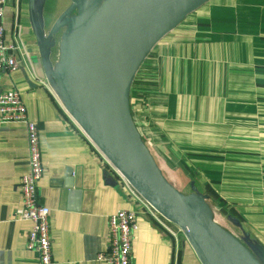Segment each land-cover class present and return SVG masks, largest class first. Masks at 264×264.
Segmentation results:
<instances>
[{"label": "crops", "instance_id": "obj_1", "mask_svg": "<svg viewBox=\"0 0 264 264\" xmlns=\"http://www.w3.org/2000/svg\"><path fill=\"white\" fill-rule=\"evenodd\" d=\"M47 1L43 11L49 12ZM25 2L17 0V10ZM15 4L6 0L3 7L8 32ZM21 25L29 51L23 39L31 34L28 22ZM32 50L35 58L37 45ZM15 59L13 70L0 71V91L17 90L38 126L44 168L37 200L49 207L47 264H105L95 257L108 244V215L120 208L138 212L132 264H201L183 234L170 233L127 189L37 64L32 71L19 53ZM145 101L158 146L146 143L167 179L223 204L235 232L264 246V0H206L188 13L153 45L133 77L131 111L143 110ZM26 170L24 124L0 123V264H40L37 252L25 247L29 221L15 217Z\"/></svg>", "mask_w": 264, "mask_h": 264}, {"label": "water", "instance_id": "obj_2", "mask_svg": "<svg viewBox=\"0 0 264 264\" xmlns=\"http://www.w3.org/2000/svg\"><path fill=\"white\" fill-rule=\"evenodd\" d=\"M205 1L104 0L99 5L100 0H69L46 32L45 0H26L28 26L38 49L31 61L107 160L179 227L201 264H264V246L245 231L240 240L221 224L207 195L194 186L183 192L167 179L131 113L130 86L141 62L164 34ZM93 11L85 21L84 12ZM104 175L116 182L110 173Z\"/></svg>", "mask_w": 264, "mask_h": 264}, {"label": "built area", "instance_id": "obj_3", "mask_svg": "<svg viewBox=\"0 0 264 264\" xmlns=\"http://www.w3.org/2000/svg\"><path fill=\"white\" fill-rule=\"evenodd\" d=\"M15 3L13 7L12 25L8 32L4 28L3 22V7L6 4V0H0V71H10L17 66L15 53H19L22 57L26 58L32 71H35L33 70L29 51L22 41L21 24L18 21L17 0H15ZM144 106L145 108L139 112L132 111L134 123L136 127L139 124L137 129L141 136V131L143 130H146L148 135L151 133L146 101ZM9 121H20L24 124L27 143V170L19 177L18 186L21 203L16 210L15 217L29 221V228L25 237V247L37 252L40 264H47L51 261L49 207L41 204L37 200V181L40 179L44 168L41 159L38 126L35 121L28 118L19 93L14 88L0 91V123ZM109 164L115 174L123 181L127 189L141 199L144 204L143 206L148 211L150 210L154 217L170 233L175 235L177 232H181L178 226L156 211L110 162ZM211 208L215 214V207L213 208L211 205ZM137 214L138 212L133 209L120 208L108 215V244L104 250L96 254V259L103 261L105 264H132L130 256L131 244L133 231L137 228Z\"/></svg>", "mask_w": 264, "mask_h": 264}, {"label": "rangeland", "instance_id": "obj_4", "mask_svg": "<svg viewBox=\"0 0 264 264\" xmlns=\"http://www.w3.org/2000/svg\"><path fill=\"white\" fill-rule=\"evenodd\" d=\"M65 2H68L67 0H59V1H55V0H48L46 3H45V7L47 9H49V13L48 14H51V18L48 19V21H51L52 18L54 17V15L56 14V12H58L59 8L65 3ZM67 4V3H65ZM56 11V12H55ZM20 21L21 23H27L28 20H27V5H26V2L25 3H22L21 5V10H20ZM60 38V31H58L55 35H54V39H55V42L58 43V40ZM24 41L27 43L28 45V48H29V54L31 55V57L33 58V54H35V51H33L32 49H35V43H33V40H32V36L30 33H27L24 35L23 37ZM52 54H53V58H56L57 56V45L55 44L54 47L52 48ZM132 113V111H131ZM142 132V138L145 140L144 142H150V144H152L154 147L158 146L157 144H153L155 141H154V138H150V135L147 134V131L146 130H143L141 131ZM157 143V142H156ZM147 145V144H146ZM149 148V147H148ZM159 151H160V154L163 156V157H166L169 159L171 158L169 154H165L163 149L159 146ZM211 202L210 204L213 206V208L215 207L216 204H220V203H215V201H209ZM220 210L216 209V207L214 208V211H215V216L218 217V214L216 213L219 212L221 214V216L223 217L224 219V223L226 228H228L232 233H236L237 234V237L243 241V235H240L239 234V231L235 232V228H233V226L225 219V213H226V210H225V207L223 206V204H220ZM219 218V217H218ZM182 234V233H181Z\"/></svg>", "mask_w": 264, "mask_h": 264}, {"label": "flooded vegetation", "instance_id": "obj_5", "mask_svg": "<svg viewBox=\"0 0 264 264\" xmlns=\"http://www.w3.org/2000/svg\"><path fill=\"white\" fill-rule=\"evenodd\" d=\"M69 3V2H68ZM49 12L47 11H43V19H44V26H45V30L46 32L49 30V28L51 27V24L53 22V20L55 19V17L59 14H56V16H54L52 18L51 21H48V19H50L51 17V14L49 15L48 14ZM18 21H20V10L18 9ZM20 23V22H19ZM22 24V23H21ZM22 30H23V25H21V33H22Z\"/></svg>", "mask_w": 264, "mask_h": 264}, {"label": "bare ground", "instance_id": "obj_6", "mask_svg": "<svg viewBox=\"0 0 264 264\" xmlns=\"http://www.w3.org/2000/svg\"><path fill=\"white\" fill-rule=\"evenodd\" d=\"M103 1L104 0H100V3H99V5H101L102 3H103ZM94 13V11L93 12H91V13H89L88 15H87V13L86 12H84V16H83V19L85 20V21H87L89 18H90V16L92 15ZM137 124V123H136ZM137 127H139V124H137ZM145 143V142H144ZM147 143H145V145H146ZM147 146V145H146ZM147 148H148V146H147ZM149 149V148H148ZM149 151H150V149H149ZM151 152V151H150ZM152 154V153H151ZM153 156V155H152ZM154 157V156H153ZM155 159V158H154ZM157 162V161H156ZM227 226V225H226Z\"/></svg>", "mask_w": 264, "mask_h": 264}]
</instances>
